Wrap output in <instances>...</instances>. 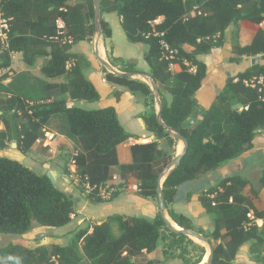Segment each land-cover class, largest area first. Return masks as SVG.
<instances>
[{"label":"trees","instance_id":"1","mask_svg":"<svg viewBox=\"0 0 264 264\" xmlns=\"http://www.w3.org/2000/svg\"><path fill=\"white\" fill-rule=\"evenodd\" d=\"M101 6L103 12H117L129 41L147 46L145 59L162 98V119L189 143L180 165L163 183L168 214L180 227L202 234L189 217L170 205L182 184L252 149L264 130V27L258 28L250 44L236 42L233 46L237 56L256 57L262 62L258 60L229 76L200 120L193 121L194 96L208 70L198 57L221 47L230 25L241 20L263 23L264 0H101ZM196 6L202 13L193 16L190 13ZM0 13L9 23L8 46L0 55V70L11 66L12 52H22L29 66H34L39 58L46 59L41 67L46 78L63 77L60 82L50 81L27 69L14 73L8 83L4 82L7 76L0 79V120L6 129L0 131V149L10 139L27 154L46 125L53 118H61L64 130L60 132L75 143L76 151L71 157L83 184L100 190L117 166L122 179L138 180L141 196L158 199L159 176L177 155V140L158 122L155 106L144 120L156 139L131 145L132 161L120 163L117 147L132 134L120 123L115 107L91 109L80 103L100 97L81 65L73 60L76 54L72 51L74 45L95 35L93 0H0ZM58 17L66 21L63 37H70L71 42L62 37L55 39ZM159 18L158 23L151 24ZM102 33L112 36L111 26L104 19ZM162 41L178 49L174 58H166ZM186 46L192 50H186ZM120 61L125 71L142 73L135 63ZM172 63H179L181 71L173 72ZM106 78L141 93L145 101L150 97L154 100L152 88L145 81L111 72L106 73ZM162 139L173 151L161 145ZM250 183L242 175H229L200 195L213 223L210 236L216 244L206 236L213 246L212 264H232L244 244H249L256 259L264 262V208H258L253 201L264 188V174L258 186ZM247 186L251 194L245 192ZM116 195L114 192L112 197ZM87 198L96 203L107 200L92 192ZM77 206L76 197L53 182L47 171L0 155V234L25 235L34 223L64 227L73 221ZM251 212L253 218L249 216ZM257 219L263 220L261 226ZM164 229L173 239L169 246L192 241L185 234L170 230L161 213L153 219L112 214L101 223L76 230L65 244L29 247L10 243L1 247L0 264H164L163 260L150 257L167 240ZM197 246L200 256L196 260L182 255L177 258L183 264H207L203 263L206 249ZM163 255L171 259L167 248Z\"/></svg>","mask_w":264,"mask_h":264},{"label":"crops","instance_id":"2","mask_svg":"<svg viewBox=\"0 0 264 264\" xmlns=\"http://www.w3.org/2000/svg\"><path fill=\"white\" fill-rule=\"evenodd\" d=\"M79 1L81 0H72L73 3ZM102 16L103 19L111 26L112 36L105 37L102 35V38L98 44V51L100 55L117 70L125 71L123 69L124 65L120 61V59H123L125 62H134L137 68L142 70L143 73L149 74L150 67L145 59L147 46L142 43H134L129 41L122 25V19L117 14V12L104 11ZM239 25V43L241 45H247L253 41L258 28L264 27V22L261 24H256L249 20H241L239 21ZM95 44L96 37L91 39V37L88 36L87 39L80 41L72 48V51L76 54V57L73 60L77 61L81 65L84 74L92 81L100 94L99 99L96 101H80V103L91 109L107 106L115 107L120 123L127 132L132 134L129 139L117 147L120 163H129L132 161L131 145L135 143H145L156 139L154 134L147 128L144 120V115H146L151 110L152 98L150 97L149 101H145V98L141 93H134L125 85L108 81L106 78V73L110 72V70L104 66L96 56L97 46ZM186 50H192V47L186 46ZM18 53L23 55L22 52ZM110 58L112 60L116 59V63L109 61ZM198 58L206 63L208 70L201 88L194 96L195 106L192 115L193 121L200 120L202 114L211 106L216 95L224 87L229 76L236 75L240 71H244L249 67L246 61L247 57H239L234 54L232 42L231 39L228 38L227 31L224 44L221 47L213 48L209 54L199 55ZM233 58H242V60L239 59L234 61ZM253 58L254 57H252V59ZM240 64H242V67H240ZM27 69L28 68L21 66V70L18 72ZM181 69L182 67L179 63H174L171 65V70L173 72L181 71ZM35 75L46 78V76H42L38 72H36ZM46 79L57 82L63 81V79ZM134 79H139L146 82V80H144V78L139 75ZM70 102L73 103L72 100H70ZM157 110L158 107L155 108L156 114ZM47 134H49L50 137L44 140L46 146H55L57 144L69 148L72 154L75 153V143L66 135L57 130H47ZM41 141V139H38L39 143ZM72 161L73 164L70 168L72 170L71 174L64 172L58 175L57 173L55 174L52 172L56 178V182H58V186L72 196H75L76 201L79 204L77 206L73 221L64 227H60H68L66 228L68 232L64 236L68 237V241L74 234V232H71V229L76 227L78 223L80 225L78 229H80L94 223H101L112 214H125L153 219L158 213H160L159 204L157 205L153 198H146L138 193V180L134 177H130L127 181H125L121 178L117 166L113 167V175L107 181L105 187L100 188V193L103 195V197H108L106 201L102 203H96L89 198L76 196L72 192L71 181L73 178H75V181H78L79 178L73 158ZM261 162L264 166V141L258 136L255 141V146L238 158L227 161L217 169L209 171L205 175L195 180H191L182 184L178 188L175 200L170 206L173 207L178 213L189 217L192 220L195 228L211 230L213 228L212 219L205 213L204 207L200 201V195L203 190L208 188L210 185L215 184L224 177L234 174L242 175L243 177L249 179L252 184H254L252 180L255 179L259 172L262 171L261 176L264 174V167H260ZM249 186L251 187V185ZM107 188L110 190L105 196L104 193ZM87 192H90V190ZM114 192H116L117 195L112 197ZM253 201L258 208H264V188L261 189L259 197L253 198ZM104 207H106V209ZM108 210H110V213H107ZM256 221L259 225L263 224L262 219H257ZM260 221L261 223H259ZM172 222L177 226L174 220H172ZM91 230L92 229H90V231ZM65 243H67V241L64 242L62 240L60 244ZM244 245H242V247ZM150 257L163 260L164 264H177L171 259L164 258L162 248H158L150 253Z\"/></svg>","mask_w":264,"mask_h":264},{"label":"rangeland","instance_id":"3","mask_svg":"<svg viewBox=\"0 0 264 264\" xmlns=\"http://www.w3.org/2000/svg\"><path fill=\"white\" fill-rule=\"evenodd\" d=\"M239 23L238 24H232L228 27L229 30L228 32V38L231 39L232 42V47L236 42H239ZM96 35L93 37L95 38ZM91 37V39H93ZM224 44V43H223ZM4 43L2 42V39L0 37V55L4 50ZM226 48V47H225ZM246 58V57H245ZM105 59V58H104ZM242 60V58H235L233 59L234 61L237 60ZM45 58H39L34 66H29L23 61V55L18 52H12L11 53V66L6 69L0 70V79L3 77H8L5 82L8 83L10 81V77L15 73L21 70V66H24L25 68H28L31 70L32 73L38 72L40 75L45 76L44 73L41 70V67L45 63ZM259 60V58H258ZM112 63H116V59L110 60ZM247 65L250 66L252 65V57H247L246 58ZM262 62V60H259ZM130 62V61H128ZM134 63V62H132ZM242 67V64H240ZM57 80L63 79V77H58L55 78ZM165 96L167 97L168 100L171 99V96L169 93L165 92ZM157 107V102L156 100H152L151 103V109ZM241 108V107H240ZM6 131L4 123L0 120V131ZM48 131H63L64 126H63V120L61 118H53L47 125H46V130L43 131L41 135V142L39 143L38 140L36 143L33 145L32 149L27 153L23 154L19 149H17V146H13V143L15 141H11L8 139L5 148L0 149V155L1 156H7L10 158H14L16 160L21 161L23 164L29 165L30 167H33L35 170H43L47 172H54L55 174L57 173L58 175L61 173H64L65 171L69 172L68 174H71V165L73 164L72 158H71V151L69 148L60 146V145H55V146H46L44 140L50 137L49 134H47ZM261 137V140L264 141V130L260 133L259 138ZM2 140V136L0 134V141ZM161 145H163L168 151H173V147H171L168 142L165 139H162ZM183 147V143L181 141H177L174 149L177 151V154L181 152ZM258 159V158H256ZM260 167L263 168V164L261 162ZM261 172L255 177V179H251L255 185H259V179L261 176ZM77 177V176H76ZM79 178V177H78ZM72 192L76 196H80L82 198H87L90 192H92L96 196H103L100 193V190L94 191L93 189H90L84 185L80 179L78 181H75V178L72 179ZM58 185V182H56ZM245 192L247 194H251V190L249 186L245 188ZM90 190V192H87ZM109 188L105 191L104 195L106 196L107 193L109 192ZM119 191V190H118ZM108 199V197H104ZM154 201L158 205V199H154ZM79 205V204H78ZM106 209V207H104ZM110 210H108L107 213ZM169 215V214H168ZM210 217V216H209ZM211 218V217H210ZM261 223V221L259 222ZM74 227L71 229V232H75L78 227ZM261 226V225H260ZM65 228H51L48 226H43L40 225L39 223H34V226L30 232H28L25 235H14V234H0V248L4 247L10 243H18V244H23L29 247H36L38 245L42 244H47L50 242H59L61 243L62 240L65 242H68V237H64L68 230ZM196 230H201L205 237H209V239L212 240L213 244H216V241L212 239L210 236L211 230H206V229H198ZM163 234L167 238V240L163 241V247L162 251L164 248H167L168 256H171V260L177 264H183V261L180 258H177V256L182 255L185 258H189V260H196L200 256V249L197 245H201L206 249V255L203 258V263H207V258L209 254V247L208 245L204 244L202 241L196 239V238H191L192 241H185L181 243V245H172L169 246V244L172 242V237L169 235L170 233L164 229ZM190 238V237H189ZM196 244V245H195ZM232 264H264V262L259 261L256 259V256H254L251 251H250V245L245 244L243 247L241 246L236 258L233 260Z\"/></svg>","mask_w":264,"mask_h":264},{"label":"water","instance_id":"4","mask_svg":"<svg viewBox=\"0 0 264 264\" xmlns=\"http://www.w3.org/2000/svg\"><path fill=\"white\" fill-rule=\"evenodd\" d=\"M94 2V15H95V37H96V56L99 58V60L101 61V63L106 66L111 73L116 74V75H124V76H128L131 78H135L136 76H141L142 78H144V80H146V82L151 86L152 91H153V95L155 96V99L157 101V120L158 122L164 126L172 135L173 138H175L177 141H181L183 143V147L180 153H178L175 158L173 159V161L170 163V165L164 170V172H162L159 176V180H158V204H159V211L162 215V217L164 218L168 228L172 231L175 232H181L183 234H185L186 236L190 237V238H196L200 241H202L204 244L208 245L209 247V254H208V258H207V264H212L213 262V246L211 244V242L208 240L207 237H205L202 234L197 233L194 230H190V229H186V228H182L180 227L178 224L177 226L172 222V218L168 217V209H167V203L165 200V196H164V192H163V183L166 179V177L171 173L172 170H174L176 167H178L181 163L182 158L184 157V155L186 154L187 150H188V141L187 139L177 130H175L174 128H172L171 126H169L167 123H165L162 119V108H163V102H162V98L159 94V90L158 87L156 85L155 80L153 79V77L150 74H146V73H135V72H125V71H120L115 69L106 59H104L99 51H98V44L102 38V19H103V11H102V6H101V0H93ZM258 61V58L254 57L252 59V64H255ZM13 146H17L16 142L13 143ZM48 176L51 178V180L53 182H56V178L53 175L52 172H48ZM171 218V219H170Z\"/></svg>","mask_w":264,"mask_h":264},{"label":"built area","instance_id":"5","mask_svg":"<svg viewBox=\"0 0 264 264\" xmlns=\"http://www.w3.org/2000/svg\"><path fill=\"white\" fill-rule=\"evenodd\" d=\"M201 13H202V11L199 8V6H196L195 9L192 10L190 14L194 16V15L201 14ZM160 19L161 18L154 20V21H151V24L154 25V24L158 23L160 21ZM56 25H57L58 35L55 37V39H59L60 37H62V38H64L65 41L71 42L70 37L69 38L67 37L68 39L66 37H63L65 35V30H66V21L62 17H58V19L56 20ZM8 29H9L8 19L6 17H4V15L2 13H0V37H1L2 42L4 43L5 47L8 46L7 33H6ZM155 34H158V32H155ZM161 44L164 48V55L166 56V58H174L178 54V49L171 48L167 42L162 41ZM185 62L188 63L186 60H185ZM72 63H73V61H72ZM172 64H174V63H172ZM191 69L194 70L195 67L192 66ZM85 185L88 188L93 189L88 183ZM249 216L253 218L252 212L249 214Z\"/></svg>","mask_w":264,"mask_h":264}]
</instances>
